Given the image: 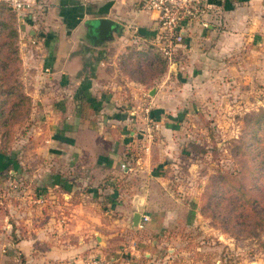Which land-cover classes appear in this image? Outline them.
<instances>
[{
    "label": "crops",
    "instance_id": "crops-1",
    "mask_svg": "<svg viewBox=\"0 0 264 264\" xmlns=\"http://www.w3.org/2000/svg\"><path fill=\"white\" fill-rule=\"evenodd\" d=\"M211 1L218 8L208 24L188 28L175 62L168 60L160 77L147 74L136 56L153 46L160 51L157 13L132 0H46L38 13L14 10L23 67L35 69V110L47 123L39 147L43 182L68 199L52 201L59 212L41 214L37 231L39 240L48 237L46 250L35 249L29 227L23 228L27 264H146L112 254L111 242L134 224L136 213L152 235L181 218L175 210L181 200L168 197L163 187L167 144L177 132L163 113L174 120L188 104L184 92L204 91L212 77L217 90L226 87L235 98L244 91L251 107L264 106V0ZM100 19L114 23L104 39L94 30ZM146 106L149 120L141 115ZM142 120L153 125L148 130H159L140 138ZM47 159L54 161L52 175H46ZM113 183H128L129 197L99 198L101 187ZM46 198L45 210L51 202ZM106 206L117 218L110 219ZM60 220L65 228L57 225L55 231ZM132 254L140 256L139 249Z\"/></svg>",
    "mask_w": 264,
    "mask_h": 264
},
{
    "label": "rangeland",
    "instance_id": "rangeland-1",
    "mask_svg": "<svg viewBox=\"0 0 264 264\" xmlns=\"http://www.w3.org/2000/svg\"><path fill=\"white\" fill-rule=\"evenodd\" d=\"M16 23V12L1 0L0 264H27L21 249L26 227L35 249L46 250L48 237L39 240L37 231L41 214L59 212L52 204L59 197L68 200L59 188L43 182L39 147L45 137L41 128L47 123L35 110V69L23 67ZM152 48L136 55L138 63L147 74L161 75L169 63ZM213 83L217 81L212 77L204 91L184 92L188 104L179 108L174 120L163 113L166 124L172 123L177 131L167 144L163 187L168 197L181 200V208L175 209L181 218L154 235L130 221L131 226L111 242L112 254L146 264H264V106L251 107L244 91L236 99L226 87L217 90ZM142 123L140 138L159 130H148L153 125L147 120ZM151 139L156 141L154 135ZM53 162L46 165V175L53 174ZM128 186H102L99 198L116 193L118 199H127ZM44 196L51 200L46 210ZM104 208L113 215L111 220L117 218L109 206ZM57 225L65 228L62 220L53 225L55 231ZM136 248L140 256H133Z\"/></svg>",
    "mask_w": 264,
    "mask_h": 264
},
{
    "label": "built area",
    "instance_id": "built-area-1",
    "mask_svg": "<svg viewBox=\"0 0 264 264\" xmlns=\"http://www.w3.org/2000/svg\"><path fill=\"white\" fill-rule=\"evenodd\" d=\"M16 11L37 12L44 9L46 0H3ZM138 7L157 13L159 35L163 43L160 51L170 63L176 51L185 44L186 33L192 25H207L211 10L218 8L211 0H132ZM175 62V61H174ZM146 119L152 118L149 106L144 108ZM148 216H144V221ZM141 226H144L141 224ZM96 263V262H94Z\"/></svg>",
    "mask_w": 264,
    "mask_h": 264
},
{
    "label": "water",
    "instance_id": "water-1",
    "mask_svg": "<svg viewBox=\"0 0 264 264\" xmlns=\"http://www.w3.org/2000/svg\"><path fill=\"white\" fill-rule=\"evenodd\" d=\"M113 25H114L113 21H111L109 19H100L98 25L95 26L94 30L101 39H104L111 34V32L113 30ZM141 216L142 215L140 213L135 214V216H134L135 226L139 225V222L141 220Z\"/></svg>",
    "mask_w": 264,
    "mask_h": 264
},
{
    "label": "trees",
    "instance_id": "trees-1",
    "mask_svg": "<svg viewBox=\"0 0 264 264\" xmlns=\"http://www.w3.org/2000/svg\"><path fill=\"white\" fill-rule=\"evenodd\" d=\"M7 6H8V5H7ZM8 7H9L10 9L14 10L12 7H10V6H8ZM159 54H160V56L165 60V62L167 63L168 58L165 57V55H164L161 51H159ZM167 67H168V65L165 67V69H164V71H163V74L167 71ZM148 74H150V73H148ZM151 74H152V73H151ZM163 74H161V75L152 74V75H155V76L160 77V76H162Z\"/></svg>",
    "mask_w": 264,
    "mask_h": 264
}]
</instances>
